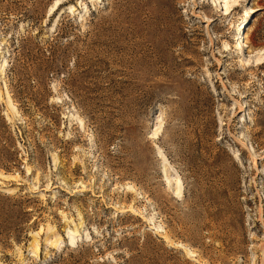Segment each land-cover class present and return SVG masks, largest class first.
I'll use <instances>...</instances> for the list:
<instances>
[{"label":"rangeland","instance_id":"obj_1","mask_svg":"<svg viewBox=\"0 0 264 264\" xmlns=\"http://www.w3.org/2000/svg\"><path fill=\"white\" fill-rule=\"evenodd\" d=\"M261 56L264 0H0V264H264Z\"/></svg>","mask_w":264,"mask_h":264},{"label":"bare ground","instance_id":"obj_2","mask_svg":"<svg viewBox=\"0 0 264 264\" xmlns=\"http://www.w3.org/2000/svg\"><path fill=\"white\" fill-rule=\"evenodd\" d=\"M57 6H59V3H58V2H55V4L51 7L49 13L51 14V13L56 9ZM245 9H246V14H245V16H246L248 13H253V12L256 11V9H252V8H248V7H246ZM69 10H70L71 12H73V11H74V7H73V6H69ZM231 12H232V10H231ZM231 12H229V10L226 9V10H225V15L230 16V15H231ZM244 41H245V36H244V32H242L240 38L238 39V45H239L242 49L244 48ZM263 58H264V57L261 56V57H259L256 61H261ZM254 61H255V60H254ZM259 64H264V62H263V63H260V62H259ZM5 99H6L7 102L10 101V98H9V95H8V94L5 95ZM240 110H241V109H240ZM160 129H161V124H157V125H155V126H154V130H153V133H152V136L155 137ZM251 157L253 158V154H252V152H251ZM163 166H164V165H163ZM173 178H175L176 186H175V188H172V196H173V197H180V195H181V191H182V190H181V185H180V183L178 182V181L181 179V178H180V175H178L177 173H175V174H170V175H168V176L166 175V177H165V181H166L167 184H169V183H170V180L173 179ZM160 237H161L164 241H166V237H165L163 234H160ZM71 238H72V237H71ZM71 244H72V243H71ZM71 244H70V245H71ZM33 253H34L33 255H36V254H37V249H35V250L33 251ZM262 261H264L263 258H262Z\"/></svg>","mask_w":264,"mask_h":264}]
</instances>
